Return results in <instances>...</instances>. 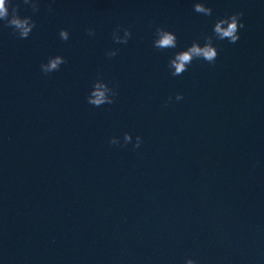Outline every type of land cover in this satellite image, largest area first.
<instances>
[{"label": "water", "instance_id": "obj_1", "mask_svg": "<svg viewBox=\"0 0 264 264\" xmlns=\"http://www.w3.org/2000/svg\"><path fill=\"white\" fill-rule=\"evenodd\" d=\"M193 2L12 0L35 27L20 39L0 22L2 264H264V3ZM234 12L239 41L171 76L174 53ZM157 27L175 49L153 47ZM97 80L111 105L86 102ZM124 133L140 147L109 143Z\"/></svg>", "mask_w": 264, "mask_h": 264}, {"label": "clouds", "instance_id": "obj_2", "mask_svg": "<svg viewBox=\"0 0 264 264\" xmlns=\"http://www.w3.org/2000/svg\"><path fill=\"white\" fill-rule=\"evenodd\" d=\"M25 5H28L35 13L39 9L38 0H23ZM206 0H194L193 11L204 16H210L212 9L205 6ZM264 3V0H261ZM12 7L10 14L9 8ZM243 12H234L232 14H225L222 18L215 20L212 26V36L205 37L203 44L198 42H192L186 50H179L168 60V70L171 76H180L187 71L188 66L193 60H203L207 63H213L217 58V48L214 46L213 39L224 41L226 40L229 44H235L239 41L240 35L239 30L244 28V23L241 20ZM0 22H4L5 26L10 27L15 35L20 39H26L29 37L34 22L30 16L21 17L17 14L15 6L12 4V0H0ZM122 31L123 35L119 36L117 33ZM87 34L89 36L94 35L93 30L89 29ZM60 40L67 41L69 39V33L67 30L61 29L58 33ZM130 37V32L127 29H117L113 31L112 38L116 43L126 44ZM152 45L156 49H175L176 36L163 28L157 27L154 34ZM116 50L109 51L107 56L109 58L116 55ZM65 63L64 59L59 56L49 57L47 63L40 64V71L44 74L52 73L59 70V66ZM116 93L112 87H108L105 83L97 80L94 83L92 90L86 97V102L96 108L102 105H111L114 102ZM183 99L182 95H176L175 100L177 102ZM112 145H120L121 147L132 144V147L139 148L141 145V137L136 136L133 142V137L124 133L122 142L119 137H112L109 141ZM2 264V262H0ZM184 264H196L192 259H186Z\"/></svg>", "mask_w": 264, "mask_h": 264}]
</instances>
